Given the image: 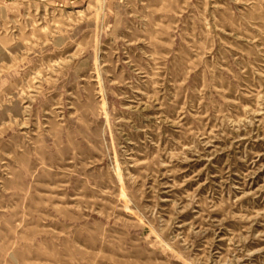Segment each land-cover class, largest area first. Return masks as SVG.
I'll use <instances>...</instances> for the list:
<instances>
[{"label":"rangeland","instance_id":"374dc122","mask_svg":"<svg viewBox=\"0 0 264 264\" xmlns=\"http://www.w3.org/2000/svg\"><path fill=\"white\" fill-rule=\"evenodd\" d=\"M0 264H264V0H0Z\"/></svg>","mask_w":264,"mask_h":264}]
</instances>
